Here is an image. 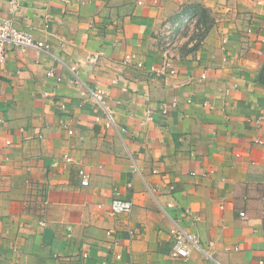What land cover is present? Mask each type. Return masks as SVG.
<instances>
[{"label": "crops", "instance_id": "0c3cea01", "mask_svg": "<svg viewBox=\"0 0 264 264\" xmlns=\"http://www.w3.org/2000/svg\"><path fill=\"white\" fill-rule=\"evenodd\" d=\"M6 18L48 50L0 63V264H264V0H0ZM165 55L174 76L150 71ZM172 220L213 260L170 258Z\"/></svg>", "mask_w": 264, "mask_h": 264}, {"label": "built area", "instance_id": "2783aa9c", "mask_svg": "<svg viewBox=\"0 0 264 264\" xmlns=\"http://www.w3.org/2000/svg\"><path fill=\"white\" fill-rule=\"evenodd\" d=\"M63 2H67V0H61ZM10 8L12 10H16L18 6V0H8ZM7 46H11L15 49L19 50H35L37 52H47L48 45L43 42L32 38L31 35L19 31L13 24V21L9 18L3 19L0 21V63H3L5 60V53ZM100 56H102L101 52H98L93 55H89L86 59V63L91 65L98 62ZM133 57L131 55L124 56V62H131ZM136 67L140 68L142 64L137 62L135 64ZM68 70L74 75L76 78L74 81L79 85L78 94L83 101L91 102L94 109H101L105 116L104 126L106 128H116V122L114 119L113 111L106 106L107 93L101 88H88L85 84H83L75 74L76 68L74 66L69 67ZM150 71L158 76H174L176 74L175 67L172 59L165 55L160 65L156 67H151ZM47 75L51 76L52 72H48ZM205 76L202 75L201 79H204ZM57 80H60L59 78ZM205 105V104H204ZM149 114V112H147ZM125 129L121 128L120 132L125 133ZM68 134L71 135L72 131L68 130ZM6 145H9V142H6ZM64 161L67 163L71 162V158L68 156H64ZM78 177L80 178V184L82 186L88 185V176L83 169L78 170ZM101 208V205L98 206ZM167 207L171 208L173 205L169 203ZM132 211V202L119 198L118 194L114 195L111 199L108 208L107 215L110 217H118V216H128ZM241 219H246L244 213L239 214ZM44 226L43 223L40 224ZM128 236L131 238L133 234L131 231H127ZM113 232L108 230L106 231L107 237H112ZM169 235L172 238V246L170 251V258L172 259H187L191 255L193 251L200 252L206 259L213 260L211 255L208 252V249L200 246L199 238L196 234L186 231L182 226H180L177 220H172V226L169 229ZM112 246H118L120 243L119 238L114 237L111 239ZM211 244L208 245V247ZM114 256L113 264H120L121 256L116 253ZM87 257V253L83 254V258ZM218 264L217 262H215Z\"/></svg>", "mask_w": 264, "mask_h": 264}]
</instances>
